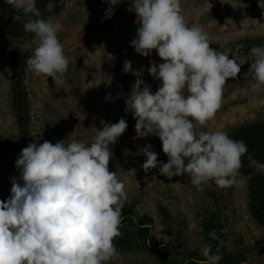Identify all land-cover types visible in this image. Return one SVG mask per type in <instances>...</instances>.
I'll return each instance as SVG.
<instances>
[{"label": "clouds", "instance_id": "obj_1", "mask_svg": "<svg viewBox=\"0 0 264 264\" xmlns=\"http://www.w3.org/2000/svg\"><path fill=\"white\" fill-rule=\"evenodd\" d=\"M108 5L104 19H111L122 0H104ZM18 13L14 21H23L26 33L38 39L26 60V71L51 77L63 84L70 58L58 38L59 22L45 19L36 0H5ZM62 0H49L46 10L53 13ZM264 10V0H257ZM128 11L136 13V35L130 41L134 51L150 57L155 51L160 63L133 68L123 61V72L135 81L131 93L122 91L106 101L124 98L125 113L135 119L137 138L158 137L167 162L158 160L153 145L138 146L136 155L145 160V173L159 169V175L171 180L188 176L198 192L210 183L220 189L243 188L242 157L248 152L243 140L226 131H199L208 126L222 107L229 78H236L241 64L229 52L210 47L216 37L202 25L190 23L183 14L182 0H131ZM240 47H243L241 45ZM238 51V49H237ZM254 58L246 76L253 92L264 89V46H253ZM159 84L155 91L145 82L143 73ZM95 77V88L106 85ZM122 87V86H121ZM264 108V98L255 105ZM95 134L65 143L37 140L22 148L15 161L17 175L10 177V194L0 200V264H112L119 259L114 241L122 236V209L128 200L125 183L117 171L109 168L114 159L112 146L128 128L125 117L116 123L101 121ZM264 172V162H255ZM209 237L218 239L212 230ZM219 248L211 244L201 249L205 258L198 264H219Z\"/></svg>", "mask_w": 264, "mask_h": 264}, {"label": "rangeland", "instance_id": "obj_2", "mask_svg": "<svg viewBox=\"0 0 264 264\" xmlns=\"http://www.w3.org/2000/svg\"><path fill=\"white\" fill-rule=\"evenodd\" d=\"M130 2L122 0L111 19L103 18L108 7L104 0H62V4H57L49 16L61 25L58 38L70 58L69 71L65 82L59 85L51 77L27 72L24 84L30 109L29 125L24 132L15 125L11 109L12 45L0 15V200L5 198L2 187L11 185L10 177L17 175L15 161L21 149L29 143L48 140L55 144L65 139L67 144L85 136L91 138L96 128H102L101 121L116 123L125 117L128 128L112 146L114 159L109 168L117 171L119 162L117 174L128 195L125 205L132 209L135 219L151 218L148 228L159 245L168 248V264H198L205 259L201 249L205 246L202 224L206 220L217 225L219 246L230 252L235 261L264 264V229L248 212L246 186L220 189L210 183L198 192L187 175L169 180L159 175L158 168L145 173L141 168L145 157L136 155L138 146L151 143L158 160L167 162L159 138H137L136 121L131 113H125L123 96L105 100L108 93L113 97L121 91L131 93L135 77L123 72L125 59L134 62V69H146L150 59L162 62L155 51L150 57H143L130 46L137 28L136 13L128 11ZM182 6L190 23L202 25L216 37V43L210 47L229 52V58L234 54L241 64L237 77L226 82L222 107L206 128L197 126L196 131L228 133L233 127L264 120V108L255 107L264 98V89L253 92L249 87L251 78L246 76L254 58L233 51V43L245 37L264 38V10L258 7L257 0H182ZM37 45L34 36L16 47L32 54ZM97 76L107 83L99 89L94 87ZM143 79L156 90L159 81L147 70ZM116 247L120 255L112 264H162L141 241L129 248Z\"/></svg>", "mask_w": 264, "mask_h": 264}, {"label": "trees", "instance_id": "obj_3", "mask_svg": "<svg viewBox=\"0 0 264 264\" xmlns=\"http://www.w3.org/2000/svg\"><path fill=\"white\" fill-rule=\"evenodd\" d=\"M49 0H36L37 7L40 9L42 16L47 19L50 13L46 10V5ZM1 20L6 30L7 38L12 45L11 50V83H10V98L11 109L15 116V125L24 132L29 125V109L30 100L28 92L24 84V80L28 71H26V60L32 55L28 50L23 51L16 47L17 44H23L34 37L32 33H26L23 29V21H14L13 17L18 13L12 6L5 3V0L0 2ZM233 51H238L245 57H250V49L253 46H264V38L261 37H245L240 42H234ZM243 45V47H240ZM228 134L233 139L243 140L248 146V152L242 157L241 174L248 177L252 174V178L246 182V191L248 199V212L257 225L264 229V172H257L255 162H264V120L251 122L248 124L239 125L231 128ZM3 191L6 199L10 194L11 185H4ZM152 223L151 218L142 217L135 219L133 211L126 205L122 209V226L120 231L122 236L117 237L114 241L115 245L123 248H129L136 245L137 241H141L144 245H148V250L158 256L162 264H168V248L161 246L150 233L148 225ZM216 226L211 220H206L202 224L204 232V241L206 244H211L212 251L216 252L219 248V253L222 259L220 264H241L240 260L235 261L230 252L224 251L225 248L219 246L216 240L209 237L212 230L216 231ZM217 234V232H216ZM218 237V234H217Z\"/></svg>", "mask_w": 264, "mask_h": 264}]
</instances>
